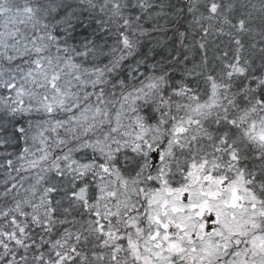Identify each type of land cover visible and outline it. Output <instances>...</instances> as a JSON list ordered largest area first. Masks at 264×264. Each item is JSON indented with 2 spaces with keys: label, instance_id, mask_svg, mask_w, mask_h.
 <instances>
[{
  "label": "snow or ice",
  "instance_id": "6c2138e0",
  "mask_svg": "<svg viewBox=\"0 0 264 264\" xmlns=\"http://www.w3.org/2000/svg\"><path fill=\"white\" fill-rule=\"evenodd\" d=\"M0 264H264V0H0Z\"/></svg>",
  "mask_w": 264,
  "mask_h": 264
}]
</instances>
